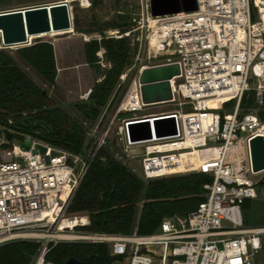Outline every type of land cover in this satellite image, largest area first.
I'll return each instance as SVG.
<instances>
[{
  "label": "built area",
  "instance_id": "built-area-1",
  "mask_svg": "<svg viewBox=\"0 0 264 264\" xmlns=\"http://www.w3.org/2000/svg\"><path fill=\"white\" fill-rule=\"evenodd\" d=\"M92 1L48 0L5 12L65 5L71 19L74 6L90 8ZM195 3L194 11L153 16L150 0H135L128 30L115 34L136 46L132 66L119 76L121 83L128 73L131 79L104 125L103 115L82 124L90 137L89 147L85 144L73 154L35 134L17 132L12 119L0 125V246L15 241L38 244L31 264H55L46 256L59 243L104 244L110 256H120L126 264H255L254 257L264 250V225L246 224L242 206L264 192V176L252 178L262 172L252 171L249 151L252 138L264 137V122L254 109L242 112L240 103L247 92H253L254 106H264V0ZM0 43V49L8 48L1 37ZM173 64L179 75L169 80L171 99L143 103L142 71ZM252 71L255 85L251 87ZM213 101L219 102V108L208 105ZM162 105L175 109L142 113ZM170 120L175 133L163 135ZM154 121L162 133L158 137ZM145 123L150 139L131 141L129 126L142 134ZM111 136L118 149L110 156L144 182L187 174L207 177L201 185L204 201L185 215L163 218L148 235L136 230L128 235L86 230L89 217L70 214L68 208ZM26 139L28 150L21 148ZM188 153L193 159L180 167L179 156Z\"/></svg>",
  "mask_w": 264,
  "mask_h": 264
},
{
  "label": "trees",
  "instance_id": "trees-1",
  "mask_svg": "<svg viewBox=\"0 0 264 264\" xmlns=\"http://www.w3.org/2000/svg\"><path fill=\"white\" fill-rule=\"evenodd\" d=\"M105 28H118L124 32L128 24L122 17ZM74 30L79 31L76 24ZM96 31L102 32L101 29ZM100 48L104 49L111 68L91 88L88 103L76 107L80 120H97L100 110L111 103L119 75L131 63L127 39H101L83 44L86 64H95V53ZM23 68L31 70L45 86L53 87L56 68L52 44L37 40L16 50L14 56L0 52V125L12 119L13 128L19 133L35 134L36 138L73 154L81 152L86 138L82 124H77L64 110L55 107L47 93H43L44 90ZM253 99L254 93L247 92L242 97L240 108L244 111L256 110L257 117L264 122V106L256 108ZM23 114L44 122L50 132L41 127L33 130L28 123L19 124ZM86 146L89 147V144ZM207 180L201 174H187L147 181L144 186L143 180L101 149L77 188L68 212L86 214L90 219L86 230L91 232L128 235L136 230L139 235H148L157 230L163 218L185 215L204 201L201 185ZM250 202L245 201L243 209L248 208ZM38 247V244L29 241L4 244L0 246V264H31ZM70 258L83 264H113L123 260L120 256H110L104 244L88 243H59L46 256V260L55 264H65Z\"/></svg>",
  "mask_w": 264,
  "mask_h": 264
},
{
  "label": "rangeland",
  "instance_id": "rangeland-1",
  "mask_svg": "<svg viewBox=\"0 0 264 264\" xmlns=\"http://www.w3.org/2000/svg\"><path fill=\"white\" fill-rule=\"evenodd\" d=\"M48 0H2L0 1V12H5L15 8L34 7L36 5L43 4ZM135 0H94L90 8L73 7L71 13L72 31L63 35H45L34 37L30 40L28 45L13 46L11 48L0 49V52H6L14 56L16 50L30 46L37 40L47 41L52 44L54 57L56 77L53 87H47L42 82L36 79L31 70L23 68L29 77L43 89L48 97L53 101L54 106L64 110L71 118L76 120L77 124H83L89 120H80L76 107L81 104H87L88 94L95 83L100 82L107 70L111 68L110 62L107 60L105 51L100 48L96 53V62L94 65H88L85 63L83 44L91 40L100 41L101 39H110L117 41L115 34H119L121 31L117 29H108L105 26L114 20L126 18V23L129 21L131 14L134 13ZM76 24L78 32H75L74 25ZM101 29L102 32L96 31ZM128 30V29H127ZM95 31V32H88ZM107 37V38H105ZM129 47V57L131 63L125 67L122 73H125L128 68L132 66L134 55L136 53V46L132 45V42L127 40ZM1 46V43H0ZM101 56V58L98 57ZM19 65V63H17ZM57 66L59 69H57ZM23 67V66H22ZM121 73V74H122ZM120 74V75H121ZM119 75V76H120ZM251 81L250 86L255 85V75L253 71L250 74ZM131 79V73H128L127 78L123 83L118 77V82L115 90L110 99L111 103L100 110V115H103L102 124L104 125L107 119L112 114L116 104L122 97L124 90L126 89ZM170 105H162L155 107L145 108L143 114H152L158 112H170L173 111ZM244 110H242L243 112ZM226 113V111L224 112ZM244 113H252L251 110L246 109ZM98 119V118H97ZM85 132L87 131L85 127ZM115 128H113V131ZM90 137L86 136L85 144L89 142ZM135 146L133 148H138ZM108 153H112L118 149L117 141L111 136L109 143L104 148ZM189 155H192L189 153ZM184 154L179 156L178 162L181 163L188 159ZM131 167V166H130ZM133 167V166H132ZM134 168V167H133ZM260 176H264V172L255 175L253 179H257ZM144 186L146 182L143 181ZM142 202L138 204L136 219L139 214V210ZM244 220L248 225H264V192H258L257 200L251 201L250 206L244 210ZM109 249V248H108ZM264 262V250L260 251L254 257L255 264H262ZM113 264H126V260L121 262H114ZM154 264H158L155 261Z\"/></svg>",
  "mask_w": 264,
  "mask_h": 264
},
{
  "label": "water",
  "instance_id": "water-1",
  "mask_svg": "<svg viewBox=\"0 0 264 264\" xmlns=\"http://www.w3.org/2000/svg\"><path fill=\"white\" fill-rule=\"evenodd\" d=\"M153 16L170 15L181 11H194L195 0H150ZM72 30L70 14L65 5H54L50 7H35L24 10H14L0 13V37L5 47L13 45H24L28 42V36L39 35L50 32H66ZM179 75V68L176 64L147 68L139 76L141 85V97L145 104L163 103L171 99L169 80ZM45 93V91L43 92ZM171 127L163 132V135L175 133L174 122ZM28 123L36 130L43 128L50 132L49 126L42 121H35L31 117L23 118L19 124ZM157 121H154V128L157 137L162 135L156 130ZM134 125L129 126L131 141L150 139V127L144 124V132L137 134L133 132ZM6 138L11 139V134L5 132ZM24 150L29 149L28 140L21 144ZM44 151L43 148H40ZM251 168L254 173L264 172V137L256 136L249 142ZM65 264H83L76 259L70 258Z\"/></svg>",
  "mask_w": 264,
  "mask_h": 264
},
{
  "label": "bare ground",
  "instance_id": "bare-ground-1",
  "mask_svg": "<svg viewBox=\"0 0 264 264\" xmlns=\"http://www.w3.org/2000/svg\"><path fill=\"white\" fill-rule=\"evenodd\" d=\"M71 32H73L72 30H70V31H66V32H50V33H43V34H39V35H31V36H28V42L25 44V45H28L29 44V42H30V40L32 39V38H34V37H40V36H45V35H63V34H66V33H71ZM1 33V32H0ZM13 46H21V45H13ZM13 46H10V47H8V48H11V47H13ZM0 48H1V46H0ZM211 108H219V106H220V104H219V102H216V101H213V102H209V104H208ZM189 154V153H188ZM188 154H184V156L185 157H187L188 156ZM192 159H193V154H192ZM182 165H180V167H181ZM180 171H182V170H176V171H173V172H180Z\"/></svg>",
  "mask_w": 264,
  "mask_h": 264
},
{
  "label": "crops",
  "instance_id": "crops-1",
  "mask_svg": "<svg viewBox=\"0 0 264 264\" xmlns=\"http://www.w3.org/2000/svg\"><path fill=\"white\" fill-rule=\"evenodd\" d=\"M54 53H55V52H54ZM55 54H56V53H55ZM55 54H54V55H55ZM57 69H59L58 66H57ZM188 156H189L188 159L191 160V159H192V155H189V154H188Z\"/></svg>",
  "mask_w": 264,
  "mask_h": 264
}]
</instances>
